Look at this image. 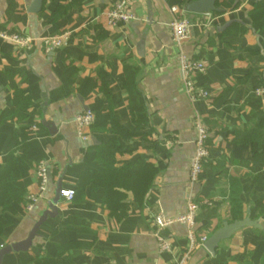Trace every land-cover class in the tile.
I'll return each mask as SVG.
<instances>
[{"label": "crops", "instance_id": "0c3cea01", "mask_svg": "<svg viewBox=\"0 0 264 264\" xmlns=\"http://www.w3.org/2000/svg\"><path fill=\"white\" fill-rule=\"evenodd\" d=\"M34 1L0 0V29L33 40L23 51L0 39V115L11 108V82L31 100L22 119L0 124V177L17 147L14 185L22 192V200L3 214L0 250L25 240L50 204L57 213L40 226L27 252L9 254L2 264H172L188 250L186 229L174 224L163 230L171 251L160 253L152 217L182 215L188 202L198 206L197 237L208 239L223 223L245 218L260 226L239 230L214 256L196 247L188 264H242L233 260L239 256L244 264H264V209L251 217L254 208L264 207V97L254 95L255 84H264V0H216L211 18L186 12L196 0H131L128 11L136 19L115 28L106 14L117 0H41L33 14ZM182 17L191 26L178 47L169 24ZM63 33V46L45 52L42 40ZM180 53L205 62V73L193 81L209 92L208 99L192 102L187 96ZM126 67L139 70L135 95L143 128L129 114ZM84 112L93 115L86 143L73 124ZM197 118L207 130L209 157L198 183L190 185ZM44 122L53 124L54 133ZM113 139L119 148L113 166L144 162L156 170L141 203L127 195L131 206L121 221L105 209L103 189L86 180L81 188L80 180L102 172L95 148ZM39 160L49 171L42 194L34 170ZM58 188L74 191V199L57 197ZM29 196L37 198L31 211Z\"/></svg>", "mask_w": 264, "mask_h": 264}, {"label": "built area", "instance_id": "2783aa9c", "mask_svg": "<svg viewBox=\"0 0 264 264\" xmlns=\"http://www.w3.org/2000/svg\"><path fill=\"white\" fill-rule=\"evenodd\" d=\"M131 0H117L113 7L106 14V21L108 26L117 27L120 25H126L136 18L128 11V5ZM171 13L180 14L177 8H172ZM207 18H211L210 13L205 14ZM190 22L184 17L175 19L169 24V30L171 33L172 42L180 47V45L187 39ZM68 34L63 33L60 36L46 38L42 40L41 44L45 52H52L59 49L67 40ZM0 39L13 45L15 48L23 51L29 50L33 45L31 38L25 37L18 33H7L0 29ZM179 73L183 81L184 89L192 102L202 101L209 98V92L201 86H197L193 81L195 76H201L206 71V64L203 61H195L188 58L186 55L180 53L178 55ZM254 95L264 97V87H258L254 90ZM93 123V115L90 112H84L77 115L74 120V129L77 138L86 143L89 140L87 130ZM195 152L190 160L189 166V183L194 185L198 183L203 165L206 163L209 152L206 145L207 142V130L202 122L197 118L195 119ZM35 177L37 180L38 191L42 194L46 191L49 181V171L44 160L36 162ZM74 191L61 190L59 197L66 202H71L74 198ZM27 211H31L33 205L37 202V198L33 196L27 197ZM198 206L193 202H188L186 206V212L182 215L174 218H165L162 215H156L152 217V222L155 226V240L158 251L160 253H169L171 251V245L166 240L161 232L174 224L183 225L186 229V238L188 241V250L174 259L172 264H188L190 255L196 247H202L206 242L205 236L197 237L195 233V218L197 215Z\"/></svg>", "mask_w": 264, "mask_h": 264}, {"label": "trees", "instance_id": "16d2710c", "mask_svg": "<svg viewBox=\"0 0 264 264\" xmlns=\"http://www.w3.org/2000/svg\"><path fill=\"white\" fill-rule=\"evenodd\" d=\"M139 70L134 68H125V85L124 89L129 98V114L133 123L138 128H143L145 118L143 110L138 105L135 95L136 80ZM264 87V84L260 85ZM255 87H259L255 84ZM12 91L11 108L6 113L0 115V124L9 119L20 120L29 110L31 100L22 92L16 84L10 83ZM112 130L119 132L120 129L112 125ZM17 147H14L7 156L6 167L0 177V234L7 225V221L3 214L12 210V205L22 200V192L19 191L14 183L19 179V173L16 169L18 158L14 157ZM119 150L116 140H111L107 145L95 148L96 161L102 167V172L98 174H83L80 178L81 188L86 181L92 182L95 187L103 189V205L108 211L109 216L114 217L117 221L123 220L130 210L131 203L127 201V195L131 194L133 200L141 203L153 186L156 176V170L149 164L137 162L132 165H124L121 167L113 166L111 157ZM75 197V194H74ZM74 199V198H73ZM263 205H258L251 211V217L256 210L262 212ZM72 219L66 220L65 228ZM83 223L82 221H74ZM67 248V247H65ZM233 260L244 264L241 256ZM214 264H226V260H211Z\"/></svg>", "mask_w": 264, "mask_h": 264}, {"label": "water", "instance_id": "95a60500", "mask_svg": "<svg viewBox=\"0 0 264 264\" xmlns=\"http://www.w3.org/2000/svg\"><path fill=\"white\" fill-rule=\"evenodd\" d=\"M215 5L216 0H196L186 6V12L195 15L213 13L216 12ZM40 7L41 0H35L31 9V13H38ZM43 126L50 133H54L55 128L52 123L44 122ZM60 191L61 188H58L57 197H59ZM56 213V208L52 204H50L49 210L42 214V216L35 223L25 240L7 246L0 250V264H2L3 258L9 254L27 252L30 249L33 240L35 239L40 226L47 220V218H53ZM246 227L260 228L257 222H252L249 218H245L244 220L235 221L232 223L225 222L222 224V227L219 230H217L210 238L206 240L203 247L208 251L211 256H214L215 250L221 242L228 240L233 234Z\"/></svg>", "mask_w": 264, "mask_h": 264}]
</instances>
